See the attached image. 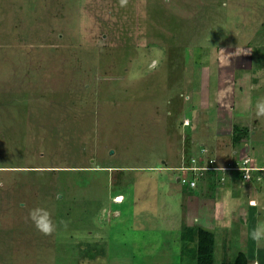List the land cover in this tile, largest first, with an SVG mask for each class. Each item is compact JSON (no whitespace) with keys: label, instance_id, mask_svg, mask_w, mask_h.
I'll return each mask as SVG.
<instances>
[{"label":"rangeland","instance_id":"rangeland-1","mask_svg":"<svg viewBox=\"0 0 264 264\" xmlns=\"http://www.w3.org/2000/svg\"><path fill=\"white\" fill-rule=\"evenodd\" d=\"M261 99L264 0H0V264H196L181 246L198 227L215 234V264L240 252L264 264L250 238L264 170H243L247 158L264 168ZM176 106L215 151L221 170L202 172L220 174L215 188L176 178L189 162ZM154 108L167 122L148 119ZM150 138L169 154L143 161L139 147L161 149ZM37 207L52 236L27 218Z\"/></svg>","mask_w":264,"mask_h":264},{"label":"crops","instance_id":"crops-1","mask_svg":"<svg viewBox=\"0 0 264 264\" xmlns=\"http://www.w3.org/2000/svg\"><path fill=\"white\" fill-rule=\"evenodd\" d=\"M208 67V66H207ZM195 71H197V73L199 72V74H200V69H195ZM201 75V74H200ZM193 77H195V79H196V83H197V76L196 75H193ZM249 81V80H248ZM193 82H195V80L193 81ZM198 83H199V76H198ZM207 90H206V94L207 95H209V83H208V81H207ZM202 85L199 83V84H195L194 85V92H193V101H194V105L192 106L193 107V109L195 110V111H197V116H196V120L198 121V117L200 118V116H201V112H199V107H200V103H199V100H202V99H199L200 98V92H201V96H202ZM201 89V90H200ZM219 92V91H218ZM199 94V95H198ZM198 95V96H197ZM216 98H217V94H216ZM183 101V99H179V101ZM214 100H216V99H213V101ZM217 101V100H216ZM184 102V101H183ZM196 102H198V105L197 104H195ZM156 107V106H155ZM185 108V107H184ZM184 108H182L181 110H179V107H177L176 106V111H174V108L173 107H170V110H172L173 109V113H175L176 115L177 114H180L181 113V115H183V117H185V118H189V122H190V119H192V116H190V115H188V114H186L185 113V110H184ZM201 108H203V107H201ZM209 108H213V110H215V111H218L219 110V107H218V104H213L212 103V101H211V103H210V105H209ZM157 111V112H156ZM152 113H153V115H152V117L151 116H149L148 117V119H153V120H155L156 118H155V115H158L157 117H159V118H161V115H162V119H160V121H159V123L160 122H163L164 121V123L165 122H167L166 120H168V117H166L165 116V114L163 115V113H161L160 112V110L157 108V110H156V108H154V110L152 111ZM158 113V114H157ZM195 119V117H193V120ZM216 119H218V115H217V118ZM162 120V121H161ZM172 120H175V122L173 123V121L170 123V125H172V127H173V129H183L182 131H184V132H186L187 131V133H186V135H183V133H182V135H180L181 137H183L182 138V140L181 141H183L182 142V145L180 146V148H178L177 147V149L175 150L176 152H184L185 153V155H186V161L188 160L189 162H187L186 164L187 165H193L194 163H195V161H191L192 160V158L193 157H196V158H198V160H199V162H200V160L202 159V158H204L205 159V163L207 164V165H211V164H209L208 163V160H209V162L211 161V160H213L212 158L215 156V151L213 150V148H212V151H206L207 149L205 148L204 149V147H205V144H204V142H203V138H202V133H199V132H197L196 134H194L193 132H196V127H195V125H193V126H191V127H189L188 125L190 124V123H183V125H182V123H180L179 122V120L175 117V118H173ZM151 121V120H150ZM182 122V121H181ZM158 123V121L155 123V124H157ZM180 123V124H179ZM214 124H209V130H208V132H207V134H208V140H210L211 141V133H213V126ZM148 131L149 132H151V133H155V132H157L158 131V133H164V131H166V129H167V126H165L163 123H162V126L161 125H155V127H154V124H152L151 122H148ZM162 129H164V131H162ZM200 132H202V131H200ZM159 136H161V135H159ZM151 140L150 141H152L153 143H151L152 145H154V146H156V145H159V148H161L160 150H162V151H160V150H151V148H152V146L150 145L149 146V149L145 152V151H143V149H142V151H143V153H141L140 154V152H139V149L140 148H142V147H139L138 148V153H139V156L143 159V161H146V158L147 157H155V152L154 151H156L157 153H163V152H166V154H169L168 152H169V150H170V145H169V143L166 141V140H163L162 142L161 141H159L158 142V140H156V141H154L152 138H150ZM162 139V138H161ZM160 140V139H159ZM140 142H142V140H140ZM165 143V144H164ZM166 143H167V145H166ZM167 147H166V146ZM162 146H163V148H162ZM135 151V150H134ZM153 151V152H152ZM248 151L250 152L251 150L250 149H248ZM204 152H206V153H204ZM158 157V156H157ZM167 157V156H166ZM160 159V158H159ZM159 159H156L155 158V163L153 164V165H157V164H159ZM211 159V160H210ZM251 159V158H250ZM214 161V163L216 164V161L215 160H213ZM97 163H98V167H101V166H103V165H99L100 163H101V160H98L97 159V161H96ZM204 162L202 163V161H201V164H204ZM129 164V163H128ZM146 164V163H145ZM178 165H177V167H179V166H181L182 165V163H177ZM144 166V165H143ZM169 165H165V167L167 168ZM204 166H206V165H204ZM177 167H174V170L175 169H177ZM233 175V174H235L236 175V172L235 171H233V173L232 172H230L229 173V175ZM213 176H217V174H215V175H213ZM177 178V180L178 181H180V177L178 176V177H176Z\"/></svg>","mask_w":264,"mask_h":264},{"label":"trees","instance_id":"trees-1","mask_svg":"<svg viewBox=\"0 0 264 264\" xmlns=\"http://www.w3.org/2000/svg\"><path fill=\"white\" fill-rule=\"evenodd\" d=\"M236 128H239L237 125H235ZM236 130V129H235ZM235 136V134H234ZM205 161L204 158H202L199 162H195L193 165H187L181 167H177V170H180L182 172L187 173V179L184 178V175L177 174L180 177V183L183 181L186 182L189 180L190 187H197L198 180L202 183L205 181V183L208 184V188H215L217 181L219 180L218 176H213V180L211 177H205L204 171L209 172V169L206 170L203 168L204 164H201ZM194 171H198L195 173ZM189 172L192 175V179L190 178ZM216 172V171H212ZM215 175V174H214ZM192 182L195 184L192 185ZM200 182V183H201ZM188 188V189H191ZM181 258L183 260H191L195 261L196 264H215L214 262V254H215V234L213 231H210L208 229H204L202 227H198L195 230H190V232L185 233L183 236L182 246H181ZM262 256V255H261ZM248 256L245 252H240L236 259L234 261H227L222 264H248Z\"/></svg>","mask_w":264,"mask_h":264},{"label":"clouds","instance_id":"clouds-1","mask_svg":"<svg viewBox=\"0 0 264 264\" xmlns=\"http://www.w3.org/2000/svg\"><path fill=\"white\" fill-rule=\"evenodd\" d=\"M228 57L230 56L226 55L225 58H228ZM255 116L257 119L264 118V99H261L260 101L257 102L256 109H255ZM191 161H194V160L192 159ZM246 166H250L251 171H254V172L258 170L259 171L264 170L263 166L262 167L254 166L252 164V158L250 159V163ZM215 167L216 169H209V170H212V171L221 170L219 166H217L216 164H215ZM250 203L253 207H255L257 204V201L252 200ZM27 218L32 221L36 230L41 235L52 236L57 231V225L52 218V214L45 208L37 207V208L30 210ZM66 227L67 225H65V228ZM250 238L256 244L257 248L264 246V222L257 223L255 228H253L252 231L250 232ZM254 264H256V262H254Z\"/></svg>","mask_w":264,"mask_h":264},{"label":"built area","instance_id":"built-area-1","mask_svg":"<svg viewBox=\"0 0 264 264\" xmlns=\"http://www.w3.org/2000/svg\"><path fill=\"white\" fill-rule=\"evenodd\" d=\"M184 122H185V123H189V120L186 118V119H184ZM193 160H194V161H197L196 157H193ZM249 163H250V159L247 158V159L244 160V164H245V166L243 167V170L246 171V172H245L246 174H249L250 171H251L250 166H246V165H248ZM204 169H216V167H215V166H208L207 168H204ZM194 184H195V183L192 182V185H194Z\"/></svg>","mask_w":264,"mask_h":264},{"label":"bare ground","instance_id":"bare-ground-1","mask_svg":"<svg viewBox=\"0 0 264 264\" xmlns=\"http://www.w3.org/2000/svg\"><path fill=\"white\" fill-rule=\"evenodd\" d=\"M119 200H121V198H119Z\"/></svg>","mask_w":264,"mask_h":264}]
</instances>
